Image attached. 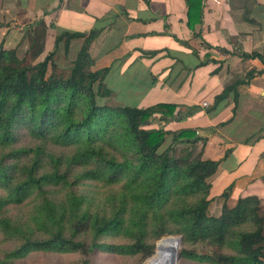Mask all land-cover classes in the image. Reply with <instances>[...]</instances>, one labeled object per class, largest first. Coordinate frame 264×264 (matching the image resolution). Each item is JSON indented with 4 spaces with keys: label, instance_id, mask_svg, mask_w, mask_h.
I'll return each mask as SVG.
<instances>
[{
    "label": "trees",
    "instance_id": "obj_1",
    "mask_svg": "<svg viewBox=\"0 0 264 264\" xmlns=\"http://www.w3.org/2000/svg\"><path fill=\"white\" fill-rule=\"evenodd\" d=\"M229 1L251 21L257 0ZM185 2L193 29L203 22L204 2ZM34 27L43 28L39 37ZM34 27L30 51L38 60L48 27L43 20ZM1 29L0 23V35ZM98 36L97 30L65 32L56 37L54 50L32 65L16 50L0 46V239L11 247L2 252L0 264L41 253L80 255L84 264L101 254L144 262L166 236L182 237L186 260L264 264L261 201L246 197L233 208L225 202L219 217L211 215L209 180L219 162L201 154L178 157L174 145L165 147L170 132L150 127L157 116L174 117L177 106L109 103L114 95L105 83L110 69H95L91 54ZM76 39L84 40L76 60L59 71V45L68 53ZM243 57L264 64L257 52ZM235 88H226L216 105ZM198 245L213 252L190 250Z\"/></svg>",
    "mask_w": 264,
    "mask_h": 264
},
{
    "label": "crops",
    "instance_id": "obj_2",
    "mask_svg": "<svg viewBox=\"0 0 264 264\" xmlns=\"http://www.w3.org/2000/svg\"><path fill=\"white\" fill-rule=\"evenodd\" d=\"M203 2V22L193 29L185 0H3L0 23L43 20L50 50L65 32L97 30L91 54L95 69H110L105 82L123 62L119 78L128 71L130 85L144 79L139 91L154 86L151 94H170L169 101L156 105L177 106L175 116H157L150 127L170 132L167 148L174 145L178 157L201 154L219 162L209 180L211 215L219 217L225 202L233 208L246 197H257L264 210V73L257 74L264 64L243 57L255 52L264 56V15L258 13H264V0H257L251 21L229 0ZM83 43L73 40L68 54L76 46L78 55ZM153 52L157 54L145 55ZM250 73L255 76L249 81ZM232 85L236 88L216 105ZM150 106L155 104L140 108ZM185 131L190 135L182 136Z\"/></svg>",
    "mask_w": 264,
    "mask_h": 264
},
{
    "label": "rangeland",
    "instance_id": "obj_3",
    "mask_svg": "<svg viewBox=\"0 0 264 264\" xmlns=\"http://www.w3.org/2000/svg\"><path fill=\"white\" fill-rule=\"evenodd\" d=\"M258 13H260L261 16L264 15L261 10H259ZM37 23H39L38 20H30L23 23L16 21H6L3 24L1 23L3 29H1L0 46H3L7 50H16L18 57L23 60L26 65H32L36 64L39 61H43L44 58L54 50V47L52 46L51 50L48 49L46 37L44 53L38 60H35V58L32 57L34 49L31 53L30 47L33 36H31L30 32H32L31 27H34L35 25H37ZM256 28L261 29L262 25H256ZM34 30L36 31L38 37L39 31L43 32V28L41 29L38 27H34ZM76 51L77 47L75 46L73 53L75 57L77 55L75 54ZM73 55H71V53H66V51H64L63 45L60 46V49L58 50V53L56 55V62L59 67V71L69 70L72 67ZM102 58L103 55L100 56L99 61ZM122 65L123 62L117 64L114 68L112 76L109 77L105 82L106 85L114 93L111 101H109L112 106L144 107L147 105H156V103L169 101L170 94H168L167 92L151 94V89L154 86H144L145 88L143 92L139 91V89L143 87L141 84L142 82H144V79L137 80L133 85H130V72L128 71H126V75L124 77L119 78V75L123 74V72L120 70ZM138 77L136 79H138ZM170 142L171 141L167 142L166 147L169 145ZM97 191L99 192V189H97ZM177 238H181V236H166L158 240L155 246V253L151 258L157 257L159 253L165 250H171L175 248L178 250V260L176 264H201L182 258L184 245L183 242L181 244L180 240ZM1 240L2 239H0V257L2 256V252L4 250L11 248L8 244L1 242ZM190 250L201 254H211L213 252V249L208 245H198L190 248ZM151 258H148L144 262H141L138 261V259H127L101 254L95 256L92 259V264H147ZM15 264H84V262L80 255L41 253L35 254L22 262H16Z\"/></svg>",
    "mask_w": 264,
    "mask_h": 264
},
{
    "label": "bare ground",
    "instance_id": "obj_4",
    "mask_svg": "<svg viewBox=\"0 0 264 264\" xmlns=\"http://www.w3.org/2000/svg\"><path fill=\"white\" fill-rule=\"evenodd\" d=\"M172 251L162 253L157 257L151 258L147 264H176L178 260V250L171 249Z\"/></svg>",
    "mask_w": 264,
    "mask_h": 264
},
{
    "label": "water",
    "instance_id": "obj_5",
    "mask_svg": "<svg viewBox=\"0 0 264 264\" xmlns=\"http://www.w3.org/2000/svg\"><path fill=\"white\" fill-rule=\"evenodd\" d=\"M177 239H179V240H180V242H181V244H182V237H181V238H177Z\"/></svg>",
    "mask_w": 264,
    "mask_h": 264
}]
</instances>
